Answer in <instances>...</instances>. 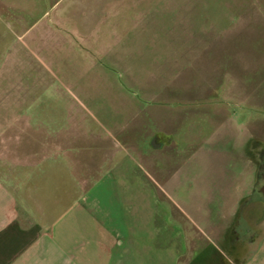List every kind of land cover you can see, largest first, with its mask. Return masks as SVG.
<instances>
[{"label":"crops","instance_id":"0c3cea01","mask_svg":"<svg viewBox=\"0 0 264 264\" xmlns=\"http://www.w3.org/2000/svg\"><path fill=\"white\" fill-rule=\"evenodd\" d=\"M152 10L0 0V264H264V161L252 131L238 176L188 182L177 201L102 119L62 118L72 124L62 134L61 117L30 114L59 100L63 59L104 53L114 37L138 41ZM150 141L168 148L162 133Z\"/></svg>","mask_w":264,"mask_h":264},{"label":"rangeland","instance_id":"374dc122","mask_svg":"<svg viewBox=\"0 0 264 264\" xmlns=\"http://www.w3.org/2000/svg\"><path fill=\"white\" fill-rule=\"evenodd\" d=\"M140 2L156 7L151 31L63 59L59 100L30 114L61 117L62 134L72 125L62 118L102 119L178 201L188 182L242 172L246 130L264 161V0ZM158 133L163 153L150 147Z\"/></svg>","mask_w":264,"mask_h":264},{"label":"flooded vegetation","instance_id":"af4514ba","mask_svg":"<svg viewBox=\"0 0 264 264\" xmlns=\"http://www.w3.org/2000/svg\"><path fill=\"white\" fill-rule=\"evenodd\" d=\"M262 146V148L264 149V144L263 145H261ZM258 149H260L259 147H257ZM256 150V149H255ZM264 151V150H263Z\"/></svg>","mask_w":264,"mask_h":264}]
</instances>
